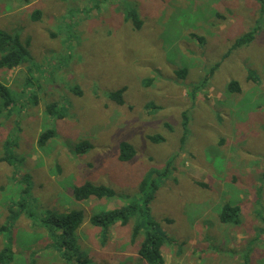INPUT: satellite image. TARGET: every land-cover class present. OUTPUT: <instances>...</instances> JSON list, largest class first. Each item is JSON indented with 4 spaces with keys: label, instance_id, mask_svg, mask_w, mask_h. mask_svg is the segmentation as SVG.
Wrapping results in <instances>:
<instances>
[{
    "label": "rangeland",
    "instance_id": "1",
    "mask_svg": "<svg viewBox=\"0 0 264 264\" xmlns=\"http://www.w3.org/2000/svg\"><path fill=\"white\" fill-rule=\"evenodd\" d=\"M0 30L28 54L0 71L11 100L0 115V251L11 246L10 264H65L41 220L72 210L84 212L75 240L90 264H145L132 221L102 245L89 219L148 195L168 237L164 264H264V2L0 0ZM121 143L134 150L127 162ZM85 183L115 196L77 202L72 190ZM226 204L239 208L238 224L220 223Z\"/></svg>",
    "mask_w": 264,
    "mask_h": 264
},
{
    "label": "trees",
    "instance_id": "2",
    "mask_svg": "<svg viewBox=\"0 0 264 264\" xmlns=\"http://www.w3.org/2000/svg\"><path fill=\"white\" fill-rule=\"evenodd\" d=\"M257 1L261 3L264 2V0ZM40 16L41 12L35 10L31 13L30 20L36 22L41 18ZM126 16V20L130 21L136 30L141 28L142 22L134 11L127 12ZM252 34L253 33L250 32L239 38L235 42L234 47L249 43L252 40ZM27 56L26 48L20 42L17 35L7 34L0 30V71H10L18 68L26 61ZM175 75L179 78H185L186 71L185 69H181L177 71ZM148 83L149 82L145 85ZM228 91L230 93L237 92V84L231 82L228 85ZM123 92L124 89L118 90L112 93L110 97L114 102L120 104ZM9 95L8 88L0 83V98L2 100V104H0V115L3 107H9L11 103ZM47 111L52 112V107H48ZM53 135V131L51 130L44 131L39 135L37 144L41 147L44 146ZM149 140L157 143L161 141V138L153 136L149 137ZM88 148V144L82 142L78 144L75 149L77 152L82 153ZM133 156L134 150L132 146L127 143H121L119 145L118 160L120 162H127L131 160ZM3 160H6V157H4ZM197 184L201 187H205L202 183ZM72 195L75 201L82 202L91 198L98 200L111 199L115 196V193L105 186L85 183L78 187H74ZM151 200V195H148L142 203L133 202L120 209H113L91 215L89 224L94 228L100 229L101 244H105L108 239V230L115 224L119 223L122 227H125L132 221L131 241L134 242L138 238H141L137 249V255L140 261L145 264H164L161 250L163 246L168 243V237L165 233L160 231L158 223L154 222L149 217L148 204ZM239 212L240 210L236 206L226 204L221 208L218 219L222 224H238ZM84 219V212L82 210H72L63 214H49L41 220V225L45 228L47 237L51 239L53 248L60 255L65 264H90L88 256L79 252L77 240H75V234L84 223ZM12 259L13 253L11 246L0 251V264H10Z\"/></svg>",
    "mask_w": 264,
    "mask_h": 264
}]
</instances>
